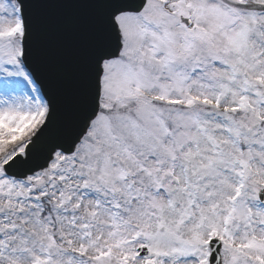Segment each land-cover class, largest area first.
<instances>
[{
	"label": "snow or ice",
	"instance_id": "snow-or-ice-1",
	"mask_svg": "<svg viewBox=\"0 0 264 264\" xmlns=\"http://www.w3.org/2000/svg\"><path fill=\"white\" fill-rule=\"evenodd\" d=\"M0 264H264V0H0Z\"/></svg>",
	"mask_w": 264,
	"mask_h": 264
}]
</instances>
